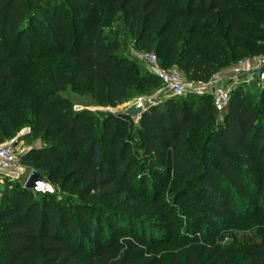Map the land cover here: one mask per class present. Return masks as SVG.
Returning <instances> with one entry per match:
<instances>
[{"label":"trees","instance_id":"16d2710c","mask_svg":"<svg viewBox=\"0 0 264 264\" xmlns=\"http://www.w3.org/2000/svg\"><path fill=\"white\" fill-rule=\"evenodd\" d=\"M116 15L190 81L264 55V0H0V144L29 127L46 145L19 163L78 191L71 206L0 185V264H163L161 246L168 264H264V85L234 86L222 111L209 96L138 119L74 110L59 90L116 107L138 78L103 33Z\"/></svg>","mask_w":264,"mask_h":264},{"label":"rangeland","instance_id":"374dc122","mask_svg":"<svg viewBox=\"0 0 264 264\" xmlns=\"http://www.w3.org/2000/svg\"><path fill=\"white\" fill-rule=\"evenodd\" d=\"M102 30L108 39H117L120 43V47L118 50V54L120 56H123L127 58L129 61L133 62L135 66V70L137 71L138 78L134 82V87L131 90H128L125 92V94H128L129 98L120 104H118L116 107H111L107 104V101L102 98H94L90 95L86 94H78L74 93L69 86L66 87L64 90H59V94L63 97L68 98L74 105V110H86L93 114H107V113H119L121 110H123L127 105H129L131 102L140 99L143 102L144 107H150L159 105L160 107L163 106V102L170 98L165 91L162 82H160L159 78L153 74L148 66V64L142 59L138 54H144L139 51V49L135 45V40L133 37L129 35V33L124 29L120 16L116 15L112 20H108L106 23L102 25ZM263 54V53H261ZM259 56H264V55ZM156 56V54H155ZM56 63L61 61V59H55ZM244 61V60H243ZM242 62V61H241ZM240 62L233 63L231 65H225L217 70V72L214 74H218L219 76H225L222 78L223 81H225V85L232 86V81L228 78L227 73L233 72ZM163 69H177L180 74L182 75V78L184 82L187 85V92L184 93V95L180 96L183 99H191L193 101H197L199 97L202 96H209L212 97V90L204 91L203 93H197L196 90L199 89V86L202 84H206L210 81V79L214 76H212L208 81L206 82H194L187 79L185 74L182 72V70L177 67L176 65L171 66H164ZM162 68V67H161ZM143 75H153L157 78H153L151 84L143 83L140 79ZM239 86H243L244 90L247 91L252 96H255L258 94L259 85L255 81H249L239 84ZM256 106L258 108V112L260 115H264V112L262 111V106L259 102L256 101ZM134 123L137 124V120H134ZM135 128V127H134ZM3 144H9L11 148L13 149L14 153L17 154L18 159L21 158L29 149L31 148H41L46 145L45 142H43L38 137L33 136L31 130L29 127L22 128L16 134L6 140ZM20 167L23 172V175L21 178H18L16 176L10 175L8 173L0 172V185H8L9 187H12L16 184V182H22L25 181L28 174L30 173V169L26 164H23L20 162ZM24 183V182H23ZM56 192L55 197L56 199H62L64 202L69 203L71 206L77 201L78 197V191L77 187L73 188H66L61 187L58 183H53ZM166 197H170V192H166ZM122 197H120L118 200H121ZM115 202L109 203L110 207H114ZM261 216L264 217L262 214ZM250 225H247V228H249ZM258 226L254 225L251 227V230L242 231V233H238V237H246L249 240H257V235L255 234V231H257ZM168 248L165 246H161L159 248L162 263L168 264ZM201 264H213V259L205 258L201 260ZM215 264V263H214Z\"/></svg>","mask_w":264,"mask_h":264},{"label":"built area","instance_id":"2783aa9c","mask_svg":"<svg viewBox=\"0 0 264 264\" xmlns=\"http://www.w3.org/2000/svg\"><path fill=\"white\" fill-rule=\"evenodd\" d=\"M148 64L151 72L162 82L165 93L170 96H182L187 92V85L182 75L177 69H163L159 66L155 54L149 52L138 54ZM228 78L232 81V86L225 85L222 80L225 76L214 75L206 84L199 86L197 93L212 90V101L216 111H222L228 104L231 90L234 86L249 81H255L259 86L264 85V56L257 58L255 65H244L240 62L233 72H229ZM0 172L21 178L23 172L20 167L19 159L9 144L0 145Z\"/></svg>","mask_w":264,"mask_h":264},{"label":"water","instance_id":"95a60500","mask_svg":"<svg viewBox=\"0 0 264 264\" xmlns=\"http://www.w3.org/2000/svg\"><path fill=\"white\" fill-rule=\"evenodd\" d=\"M144 111L145 108L143 102L138 99L131 102L119 113L123 116L138 119L142 116ZM23 187L25 189L40 193H53L55 191V188L52 186V184L34 170L30 171V173L28 174L27 178L24 181Z\"/></svg>","mask_w":264,"mask_h":264},{"label":"crops","instance_id":"0c3cea01","mask_svg":"<svg viewBox=\"0 0 264 264\" xmlns=\"http://www.w3.org/2000/svg\"><path fill=\"white\" fill-rule=\"evenodd\" d=\"M258 57H260V56H258ZM258 57H253L252 59H246V60L242 61V63H244V65L253 66V65H255V62H256Z\"/></svg>","mask_w":264,"mask_h":264}]
</instances>
